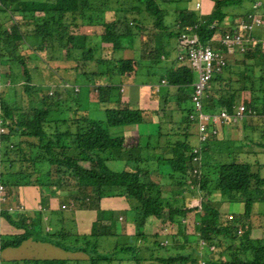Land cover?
<instances>
[{"label": "trees", "instance_id": "1", "mask_svg": "<svg viewBox=\"0 0 264 264\" xmlns=\"http://www.w3.org/2000/svg\"><path fill=\"white\" fill-rule=\"evenodd\" d=\"M190 1L134 0L130 7H126L125 2L118 0L115 5L112 0H0V65L16 63L22 72L14 71V77L21 74L25 77L22 83L23 104L13 105L8 102L10 98L5 99L0 94V121L7 129L0 135V181L8 191L11 187L24 186L38 187L42 191L65 189L70 193L71 200L67 202L72 208L95 210L97 216L90 233L78 235L79 238L77 236L76 241L71 242L85 246L82 249L92 256L89 264H123L127 261L129 264H149L146 262L149 257L137 256L138 247L133 241L150 242L151 249L147 245L145 253L154 256L158 252L153 248L161 246L156 240L159 234L143 232L140 228L149 218L158 220L164 227L167 222L174 223L175 215L180 217L179 228L181 218L191 210L196 212L193 227L198 232L192 240L198 236L202 242L213 246L211 252L214 255L208 262L264 264V237H252V225L256 224L250 221L253 205L264 203V176L260 174L264 163L235 156L212 162L202 158L203 153H210L220 140L200 141L198 134L197 143L191 139L194 136L192 126L197 122L190 117L194 112L191 101L196 77L194 71L185 59L163 67L160 75L156 71L163 60L160 58L171 53L174 57L175 50L168 40L173 37L178 40L187 27L193 29L203 44L214 47L213 44L217 43L214 48H221L215 37L216 33L222 32L223 22L229 16L226 8L241 5L245 0H212V9L206 14L199 12L198 7L187 6ZM160 2L186 4L175 9V19L169 24L164 19L169 8L162 7ZM130 12L137 13V17L142 12L143 16L136 18ZM145 17L148 21L152 18L149 24L155 30L148 32V37L153 38L152 46L149 50L150 40L143 39L141 55L136 59L126 57L124 49L129 42L134 43L138 32L146 31ZM85 24L96 25L98 29L91 33L82 32L81 26ZM169 25L173 26L172 29ZM157 35L160 39L156 38ZM62 50H65V58L71 64L66 68L86 78L89 87L83 98L78 95L77 86L70 92L65 82L57 83L56 90L52 91L36 89L31 81L30 71L37 65L28 67V60L41 59V67L47 68L53 56L46 51L58 55ZM143 69H152L146 73L160 85L158 91L161 95L158 96L163 114L158 124H161V130L158 129L154 136L146 134L145 140L125 134L114 135L113 128L132 130L143 122L144 111L124 104L119 93L121 85L129 78H136ZM5 76L9 77V74ZM7 87L12 89L10 96L13 102L15 85ZM92 87L96 91V102L104 106V117L100 119L86 113L90 105L88 93ZM241 99L248 107L259 109L258 113L264 112V51L260 42L240 53L239 58L228 60L220 72L213 74L203 96L202 111L207 114L223 109L232 112ZM64 113H71L74 117H64ZM253 120L261 125L259 120L251 118ZM247 126L245 124L244 129ZM261 128L264 127L261 125ZM116 161L122 162V170L112 169L110 164ZM149 162L155 168L148 169L140 164ZM152 175H166L175 180V186L173 182L169 183L174 186L170 191L177 195L172 198L176 203L197 198L199 206L189 209L184 205L173 207L169 200L166 202L161 198L162 181H155ZM212 175L215 178L210 187ZM186 180L191 183L197 181L198 187L190 188L188 195L183 194L180 188L183 186L186 192ZM213 193L219 194L221 201L242 202L243 212L231 214L229 220L222 218L219 209L209 201ZM108 196L123 197L130 202L127 216L136 228L133 238L127 241L116 239L119 235L115 232V211L100 207V200ZM32 213L13 216L6 210L0 211L12 227L22 230L14 235H1L0 249L16 247L37 234L34 222L42 219L43 215L40 211L34 216ZM184 226L187 227L186 224ZM48 235L60 240L72 236L67 231ZM108 237L114 240L113 250L102 253L100 248L108 247L103 239ZM116 249L127 256L119 257ZM225 251L229 255L226 260L222 259ZM217 256L220 262L215 258ZM203 259L207 264V258ZM176 261L181 262V259L169 257L157 262L174 264ZM24 262L67 264L68 261ZM185 263L194 264L195 261L191 259Z\"/></svg>", "mask_w": 264, "mask_h": 264}, {"label": "crops", "instance_id": "2", "mask_svg": "<svg viewBox=\"0 0 264 264\" xmlns=\"http://www.w3.org/2000/svg\"><path fill=\"white\" fill-rule=\"evenodd\" d=\"M212 6V0H200L201 13H209L212 9ZM242 13H244V10L242 11ZM242 15L244 14H241L240 16ZM15 17L20 18V16ZM235 18L236 17H233L231 19L228 16L224 20L223 26L221 28L234 23ZM149 27L150 26H148L147 24L145 25V28L149 29L148 31H146L152 32L153 30ZM90 28L92 29V27ZM141 32L144 33V31ZM255 35L260 38H264V26L257 28L255 31ZM144 37H146L144 34L135 37V40L138 42L135 43V48L138 50V54L141 46V41ZM175 40L176 41L174 42V45H171V47H173L175 50L173 53L174 57L170 55L168 60L172 62V65L176 64L179 59L187 60L183 56V51L178 47L177 38H175ZM136 49L133 50L136 51ZM124 53H126V50H124ZM137 57L138 56H134V58ZM176 57L177 59L175 60ZM162 58L164 60V57ZM156 83L157 82H153L150 77H147L144 82L137 80V78H129L121 85L119 89L121 100L124 104H127L131 107L141 108L144 111L142 120L143 122H160L162 120L163 112L160 111V97L158 96V94L160 93L158 91L160 85ZM163 84H165V82ZM87 109H89V107H87ZM103 110L104 108L91 112H88V110H86V113L92 116V118L96 117L100 119L104 117ZM173 116L175 118L178 117L176 114H173ZM252 123H254V120ZM222 127L223 125L219 127V130H222ZM134 128L135 129L132 130L125 128V130H127L125 131L123 127H117L112 129V133L114 135L125 134L140 140L142 138L141 132H138L137 126H134ZM46 192L48 191H42L38 187L34 186L11 187L8 191V200L4 204L5 206H7L8 204H22L24 209L21 211H23L24 213L30 214V212L33 211L32 215L34 216L35 212L40 211L43 216L41 217L42 219L34 222V228H36L35 231L37 233L36 235L30 236L29 238L23 240L20 245L16 247L8 246L0 249V264H34L26 263L24 261L52 259L66 260L68 261L67 264L89 263V260L92 256L82 249V247L85 246H83L80 242L74 245L71 242L73 240L76 241V239L79 238L78 235H80L81 237L82 235L90 233L91 225L92 222L96 219L97 212L93 209L72 208V206L68 204L69 202H67L71 200L70 193L65 189L49 192L48 195H46ZM43 194L46 197L43 199V204H40V197ZM122 199L125 200V198L119 196H108L100 200L101 208L112 209L115 211L117 222L119 221V219L125 218L127 210L130 209V207L127 206L126 202H124V205L122 207L123 211L122 209H120L119 202ZM39 205L41 206V208H39ZM66 205H68V207ZM119 211H122L123 215ZM117 212L120 214H117ZM186 215H188L187 218H190V221L194 226L196 220V212L194 210H191L188 211ZM186 215L181 218V223L184 222L183 220ZM131 220L132 219L129 220V223L131 224L132 222L131 226H133V228L130 226L125 228V230H121L116 226L115 232L117 235H119V237L117 236L116 239L118 238L122 241H127L129 238H133V236L136 235V228L135 225H133V221ZM156 222L159 221L149 218L145 225L146 227L144 226L140 228V230L148 227L149 231L147 230V232H149L150 234L158 233L159 235H161L163 233L164 235L171 237V239H169V242L165 240V242L162 244L166 246L170 243V250L165 251L161 254L158 252L156 255L154 254V256H147V253H145V248L148 245V248L151 249V247H149L151 244L139 242V240H137V242L133 241V244L138 247L137 256L143 258L149 257V260H146V262H148L149 264L156 263L161 259H166L169 257H177L178 259H181V262H188L191 261V259H194L195 263H197L199 262V260L202 262V259L206 254V247L211 252L213 246H208L207 244L202 242L198 238V236L197 241L192 240L193 236L198 234L197 232H195V228L193 226L189 228V226L185 227L183 226V224H181L178 228V226L168 227L164 225V227H161V230L159 231V229L155 225L153 226V224ZM186 223H188V221ZM66 224L67 227L65 226ZM152 227L154 229H152ZM21 231L22 230L20 229L12 227L0 215V236L5 234L14 235L20 233ZM58 231L70 232L72 236L66 239L62 237L60 240L48 235L50 233L54 234ZM100 249L103 250L104 246ZM140 253L143 254L139 255ZM123 264H125V262Z\"/></svg>", "mask_w": 264, "mask_h": 264}, {"label": "rangeland", "instance_id": "3", "mask_svg": "<svg viewBox=\"0 0 264 264\" xmlns=\"http://www.w3.org/2000/svg\"><path fill=\"white\" fill-rule=\"evenodd\" d=\"M118 1L119 2H125L126 7H130L133 4L134 0H118ZM171 1H174V0H171ZM249 1L245 0L241 5H238V6L232 5V6H229L226 8V12L229 13V18L232 19L233 17H236L234 19V23L237 21V19L239 18V16L241 14H244L246 11H248L250 9L252 1H250V5H249ZM112 2L114 5L116 4V3H114V2H116V0H112ZM199 3H200V0H191L190 2L187 3V6L192 7L194 9L195 7H197V4H199ZM159 4L162 5V7L169 8V10L166 12L164 19H165V23L167 21L169 24H171L172 20L175 19V9L182 8L184 6V4H186V3L185 2H181V3L170 2L169 4H163V2H160ZM200 9L201 8H199V12H200ZM243 10H244V13H242ZM236 12H238V13H236ZM139 14L143 16L142 12ZM130 15L133 17H136V18L140 17V15H138V17H137V13H135V12H130ZM144 20H145L146 24L148 23L147 25L150 26L149 28L152 29L153 27L149 24L151 22L152 18L148 21V19L145 17ZM133 24H135V22H133ZM133 24H132V27H133ZM90 27H91V25L85 24V25L81 26V31L86 32V33H91L94 29H96V30L98 29V28H96V27H98L96 25H93L92 29ZM172 27H173L172 25H169V29H172ZM259 27H261V26H255L254 27V29H253L254 34H255L256 29ZM145 29L147 31L149 30L148 28H145ZM222 29L225 30L228 28L226 27V28H222ZM147 31H144V33L138 32V31L137 32H138L139 36L141 34H144L146 36L143 39H149L150 40L148 43L149 44L148 47L150 50L152 43H153V38L148 37L150 34ZM153 31L155 32V30H153ZM217 35H218V33H216V36ZM156 38L160 39L158 35ZM143 39H142V41H143ZM261 39H264V38H261ZM175 41L176 40L173 37V38H170L168 40V43L171 45H174ZM135 43H138V42L136 40H134V43L132 41H130L129 46L126 47L127 49H124V50H126V53H127L126 57L129 56V58H131V59H136V58H134V56H140L141 55V50L138 48L139 53H140V54H138V50L135 48ZM213 46L216 47L217 43H214ZM133 49H136V51H134ZM262 50L264 51V46L262 47ZM46 53H48V55L54 57V58L52 57V59L50 60L49 66H47V68L41 67V59H40V61L39 60H28V62H27L28 67H34L35 65H37V68H32L33 71H30L31 75H32L31 81L36 86V89H44V90L48 89V90L54 91V90H56L55 88H57L55 86L57 83L65 82L66 85L68 86L70 92L73 91L74 86H77L79 88L78 95L80 96V98H83L84 96H86L87 90L89 87L87 85L86 78H84V76L82 74H75L74 71L66 68L71 64L65 58V55H66L65 50H62L61 52H59L58 55L53 54L52 51L51 52L46 51ZM171 55H172V53H171ZM169 56L170 55L165 56L164 60H161L159 62V66L156 69V71L158 72L159 75L164 70L163 67L170 66L172 64L171 61H168ZM239 57H240V53H236V52L226 55L227 61L228 60H234L235 58H239ZM160 59H163V58H160ZM146 70H148L149 72L153 71L152 69H143L140 73H137V75H136L137 80L142 81V82L145 81V79L149 76L146 73ZM14 71H16L15 73L20 74L22 72V69L18 64L12 63V62L11 63L5 62V63L0 65V94H3L4 95L3 97H5V99L10 98L8 100V102L13 104V105H15L17 103L23 104L24 100H22V95L24 93H23L22 83H23L25 77L22 74L18 78L14 77V75H13ZM5 74H9V77L5 76ZM117 79L118 78H116L115 80H117ZM10 84L15 85L16 94L14 96L13 102H11L13 100V98L10 96V94L12 93L11 92L12 89L8 90V87L6 89V86L10 85ZM48 90H46V91H48ZM3 91H6V92H3ZM95 95H96V91L92 87V89L88 93V102H90L88 112L101 110L104 108L103 105L96 103ZM27 98L29 101L30 97L28 96ZM239 102L243 103V99L239 100ZM33 104H36V102H33ZM258 110L259 109H256L255 111L258 113ZM63 115H64V117H67V116H70L71 118L74 117L71 113H68V114L64 113ZM251 118H255V119L259 120L261 125H262V122L264 121V118L263 119H261V118L259 119L258 117H251ZM252 122L253 121L248 122L247 120H245V121L242 120V121H237V122H234V121H229V122L218 121L219 127L223 125L222 130H220V132H217V135L215 138H212L209 135L207 137V139L209 141L215 140V139L220 140V141L217 142L216 146H214L212 148L213 152L211 151L210 153H203L202 158L212 162L213 160L214 161H216V160L225 161V160H228L229 158L235 156L238 159H245L248 161L257 160L261 163H264V128L262 129L261 125H257L256 121H254V123H252ZM158 123H160V122L159 121H152V122L148 121V122H142L140 125H138L139 127L137 126L138 127L137 130H139L141 132L142 139L145 140L144 137H146V134H151L154 136L156 134V132L158 131V129L161 130V128H160L161 124H158ZM245 124H247L248 126H247V128L244 129L243 126H245ZM195 125L192 126V132L194 133V136L191 139L193 142L197 143L196 135L198 134V138H199V133H198V129H197V123ZM252 128H254V129L251 130ZM161 140L163 142V139H161ZM209 141H207V142H209ZM260 143H262V145H260ZM140 164L142 167H145L148 169L155 168V167H153L152 163H150V162L149 163H140ZM110 166L114 170H122L123 169L122 162H119V161L113 162V164H110ZM175 174L178 175L177 173H175ZM260 174L262 176H264V168L260 170ZM176 175H174V176H176ZM165 176L166 175H163L162 177H159L158 175H152L151 176V178L154 179L155 181H158V182L162 181V183L166 182L163 185H162V183L160 185L161 186V198L163 200H165L166 202H167V200H169L170 205H173V207L184 205L185 207H187L189 209V207H191L195 201L192 199V200H188L184 203L182 201H178V203H176L175 200H172V198L177 196V195L173 194V192H171L170 190L174 188V186L176 185V182L174 179H169L168 177H165ZM214 178H215V175H212V181L210 183V187L213 186V184H214ZM189 180H186V185H187V187H185L186 192H185L183 186H180V188L184 191L182 193L185 195L189 194L190 188L198 189L197 181H196V183H191V182H189ZM169 182H173L174 186H173V184H170ZM50 191H52V190H49L48 192H46V195H48V193ZM45 197L46 196L44 194L40 197V199H41L40 204H43V199ZM211 197H212V200H211ZM209 201L211 203H213L219 209L220 216L224 219H227V220H229V218L231 217V214L235 215V214L243 212V203L242 202H240L238 200H234V201H230V202L221 201L219 194H217V193H213V195L210 196ZM124 202H126L127 206L130 207V205H129L130 202L126 201V199L125 200L122 199L119 202L120 209H122ZM66 206L68 207V205H66ZM39 208H41L40 205H39ZM6 210H8V213L12 214L13 216L17 215L19 212L24 213L21 210L17 211V210H12L10 208L9 209L6 208ZM122 211H123V209H122ZM122 211H119V212L122 213V215H123ZM120 213L117 212V214H120ZM165 213H166V210H165ZM174 217L176 218V219L174 218V223L173 222L172 223L167 222V224L165 226H168V227L178 226L179 225L178 218H180V217H179V215H175ZM187 217H188V215H186V217L183 220L184 222L182 224H183V226H184V224H186L190 228L191 226H193V223L190 221V218H187ZM129 220H130V218H128L127 213H126L125 218L119 219V221L116 223V226L121 230L122 229L125 230V228L130 227L132 224V222H131V224L129 223ZM187 221H188V223H186ZM189 221H190V223H189ZM250 221H252L254 224H256V225H252V230H251L252 231V233H251L252 237L253 236L259 237V238L261 237V239H263V237H264V203L263 202H256L253 205L251 216H250ZM154 225L159 229V231L161 230L160 228L163 226L159 222L154 223L153 226ZM65 226L67 227V224ZM116 226H115V229H116ZM131 227L133 228V226H131ZM152 229H154V228L152 227ZM147 230L149 231L148 227L144 228L143 232L147 231ZM169 239H171V237L166 236L163 233L161 235L157 236L156 240L161 244V246L158 248H153V250L155 252H159L160 254L164 253L165 251L170 250L171 249L170 243L166 246L162 245L165 242V240L167 242H169L170 241ZM103 241H104L105 245H107L108 247H105V249L100 250V252L106 253L107 251L110 252L111 250H113L114 240L111 237L109 239L105 238V239H103ZM195 241H197V238H195ZM144 243L150 244V242H144ZM205 249H206V254L204 255L203 258H207V264H212V262H210V261L208 262V260L211 259L212 255H214V253L210 252L207 247ZM229 249L230 248H228V251H229ZM115 251H116V253L118 252L119 257H126L127 256V254L121 253L120 251H118V249H116ZM228 251H225L226 257L224 256V257H222V259L226 260L227 258H229V255H227ZM215 258L217 259L218 262H220V258L218 256ZM202 260L204 261V259H202ZM128 262L129 261L125 262V264H127ZM204 263H205V261H204ZM87 264H89V263H87ZM100 264H103V263H100ZM113 264H117V263H113ZM136 264H146V263L140 262V263H136ZM153 264H161V263L156 262Z\"/></svg>", "mask_w": 264, "mask_h": 264}, {"label": "built area", "instance_id": "4", "mask_svg": "<svg viewBox=\"0 0 264 264\" xmlns=\"http://www.w3.org/2000/svg\"><path fill=\"white\" fill-rule=\"evenodd\" d=\"M200 8V3L197 4ZM264 1L253 0L250 9L239 16L235 23L227 25L228 29L218 32L215 39L220 43L221 48H214L210 44L200 42L198 35L191 27H187L178 37V45L183 51V56L187 59L190 68L194 71L196 78L192 84L193 92L191 101L194 112L190 114L193 120H197V129L199 140L206 141L207 137L217 134L219 130L218 121H250L251 117L264 118V112L257 113L253 108L248 107L244 102H239L232 112L221 110L218 113L207 114L202 111V100L208 86V83L214 73L220 72L227 63L226 55L231 53H242L248 48L255 46L258 42L261 47L264 46V39L259 38L253 33L255 26H264ZM225 27V28H226ZM256 114V115H255ZM196 118V119H195ZM264 126V121L262 122ZM262 126V127H263ZM7 129L1 125L0 135L6 133ZM1 139V138H0ZM1 141V140H0ZM195 151V149H194ZM196 159V157H194ZM8 200V189L0 181V211L10 208L12 210H23L22 204H4ZM195 202L191 207L199 206V200L193 199ZM8 211V210H6ZM174 264H189L176 261ZM194 264H205L202 260Z\"/></svg>", "mask_w": 264, "mask_h": 264}, {"label": "clouds", "instance_id": "5", "mask_svg": "<svg viewBox=\"0 0 264 264\" xmlns=\"http://www.w3.org/2000/svg\"><path fill=\"white\" fill-rule=\"evenodd\" d=\"M225 28V27H224ZM163 82V81H162ZM251 121V120H250Z\"/></svg>", "mask_w": 264, "mask_h": 264}]
</instances>
